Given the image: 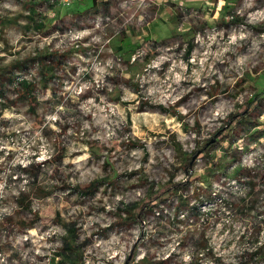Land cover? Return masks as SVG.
I'll return each mask as SVG.
<instances>
[{"label": "rangeland", "instance_id": "rangeland-1", "mask_svg": "<svg viewBox=\"0 0 264 264\" xmlns=\"http://www.w3.org/2000/svg\"><path fill=\"white\" fill-rule=\"evenodd\" d=\"M88 6L0 0V82L15 101L0 110V264H115L100 255L108 245L124 247L123 264H184V253L264 264V19L253 17L264 0H114L74 13ZM221 104L234 110L206 125ZM233 243L242 254L227 253Z\"/></svg>", "mask_w": 264, "mask_h": 264}, {"label": "trees", "instance_id": "trees-1", "mask_svg": "<svg viewBox=\"0 0 264 264\" xmlns=\"http://www.w3.org/2000/svg\"><path fill=\"white\" fill-rule=\"evenodd\" d=\"M114 2V0H91V4L84 8V9H75L74 13H80L82 15H89V14H93L98 12L99 10L103 9L105 11L108 10V8L112 5V3ZM36 12L34 11V9L30 8V10L28 11V14L26 15L27 19L35 22L36 26H42L43 24L40 21H36L34 19ZM55 54L52 53H45L43 59L47 60L46 64H42L41 71H40V75L42 78H50L54 72L53 70H55L54 68H56L55 66L51 65V63L53 62L51 58L54 57ZM46 81V80H44ZM17 86H19L20 89V95L24 96L26 98L27 102V106L30 110H34L37 107V104L35 103V97L31 96V92H33V88L34 85L30 82V81H26V80H21L17 83ZM5 95V90H4V85L2 82H0V110L4 109V108H10L12 106H14L15 101H9L8 98L5 99L3 96ZM4 98V99H3ZM33 98V100H32ZM34 166L33 162H30L28 165L19 167L20 170H22L24 173L28 172V170L30 168H32ZM38 168L39 165H37ZM27 174V173H26ZM29 176V175H28ZM38 190V193L41 192L44 195L48 194L49 191H45L42 189V187H39L37 185H34L32 190ZM29 191V188H28ZM27 200V194L23 191H19L18 195L16 197V202L22 204L23 202H25ZM27 204V202H26ZM135 209V205L134 203L131 204H126L124 205L123 210H126L128 212V214H132L133 210ZM73 229H71L72 231ZM62 253H60L61 256L65 257L68 260H71L73 254H74V247L71 243V237L69 239H65L64 240V247L62 249Z\"/></svg>", "mask_w": 264, "mask_h": 264}, {"label": "clouds", "instance_id": "clouds-1", "mask_svg": "<svg viewBox=\"0 0 264 264\" xmlns=\"http://www.w3.org/2000/svg\"><path fill=\"white\" fill-rule=\"evenodd\" d=\"M224 3H225V0H219V5L221 7L224 5ZM248 6L251 7V4H249ZM253 17L254 18L264 19V11H260L258 13L253 14ZM141 19H143V17H141ZM85 34L86 33H81V35H85ZM2 46L3 45H0V47H2ZM179 79L180 78H177V80H179ZM170 87L171 86L169 85V88ZM166 91H167V89H166ZM129 95H131V94H129ZM168 95L171 96V92H168ZM178 99H180L179 95L173 96L171 102H174L175 100H178ZM239 99L242 102L243 97H240ZM233 110H234L233 108L226 107L225 105L221 104L214 111L211 112L210 116L208 117V119H206L204 121V123L206 125H209V124H211V122L216 121L218 119L219 120L226 119L228 114H229V112H231ZM181 111H183V109H181ZM57 119H59V117L56 116V115H53V116L49 117V121L50 122L51 121H55ZM85 127H87V125H85ZM55 131L59 132V129L57 128V129H55ZM109 135H112V134L109 133ZM192 147H194V145H192ZM45 158H47V157L45 155H43V154L40 156L41 160H43ZM137 167H139V166L137 165ZM2 187H3V185L0 184V188H2ZM137 195H140V193H137ZM119 199H121V197H117V200H119ZM52 231L53 232H58L60 230L59 229H52ZM33 234H35V233H33ZM138 235H139V232L137 230V232L134 233V237L138 236ZM115 243H118V241H116ZM261 243H264V239H262ZM251 250L252 249H249V251H251ZM175 251H176L175 245L170 246L167 250H165L162 258H164V259L168 258L169 256H171L172 252H175ZM238 251L241 252V254H242V249H238L237 245L235 243H233L231 245V247L227 249V253H232L233 256ZM125 252H126V250L124 249L123 246H121L120 248H116V247H113L112 245H108V246H103L102 247V251H101L100 255H103L106 259L114 260V261H115V258L117 256H119V260L115 261V264H123V261L125 259ZM143 258H144V253H141V255L137 257V260L143 259ZM182 259H183L184 264H190V261L192 260V256L190 254H188V253H184ZM98 260H99V255H98ZM207 264H212V261H207ZM231 264H238V261L235 260V259H232L231 260Z\"/></svg>", "mask_w": 264, "mask_h": 264}, {"label": "crops", "instance_id": "crops-1", "mask_svg": "<svg viewBox=\"0 0 264 264\" xmlns=\"http://www.w3.org/2000/svg\"><path fill=\"white\" fill-rule=\"evenodd\" d=\"M89 2V5L91 4V0H87Z\"/></svg>", "mask_w": 264, "mask_h": 264}]
</instances>
